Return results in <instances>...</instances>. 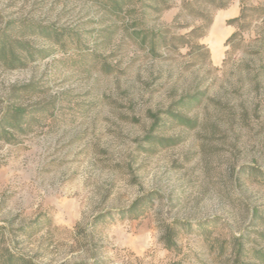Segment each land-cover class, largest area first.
<instances>
[{
    "label": "rangeland",
    "instance_id": "374dc122",
    "mask_svg": "<svg viewBox=\"0 0 264 264\" xmlns=\"http://www.w3.org/2000/svg\"><path fill=\"white\" fill-rule=\"evenodd\" d=\"M181 1L132 0L116 14L95 0H0V35L19 44L21 63L0 61V122L10 104L35 115L0 131V253L28 264H227L233 236L264 233V10H248L228 45L242 0L207 11L205 35L184 40L206 17ZM170 109L192 124L171 125ZM156 113L166 128L154 130ZM174 221L191 226L168 250Z\"/></svg>",
    "mask_w": 264,
    "mask_h": 264
},
{
    "label": "trees",
    "instance_id": "16d2710c",
    "mask_svg": "<svg viewBox=\"0 0 264 264\" xmlns=\"http://www.w3.org/2000/svg\"><path fill=\"white\" fill-rule=\"evenodd\" d=\"M94 1V0H93ZM95 1H103L101 2L105 6L109 5L108 7L114 12V13H119L123 11V7L125 4H128L129 1L132 0H95ZM149 1H154V2H164L165 0H149ZM233 0H182V8L184 11H186L188 14L193 15L194 17H200L201 19L203 17H206L207 11H211L215 9H224L229 6V4ZM147 0H136V3L140 5L141 9L145 8ZM241 13L238 16L233 17L230 19L228 22L230 24H236L237 30L233 32V34L226 40L228 45H231L234 41L233 39L240 34L241 30V24L240 22L245 20L246 18V12L250 9L255 10V11H260L264 10V5H261L259 7H253L249 8L245 5V1H241ZM205 24H198V26H195L190 32L186 33L185 35H181L180 39L182 38L184 40L187 38H192L195 36V34L199 33V36H203L206 33L207 28L211 25L212 23V17H206L205 18ZM22 27H27L30 29L34 26L33 24H25V26L19 25L16 22H12L10 25L7 26V29H12V30H18L20 31V28ZM22 30V29H21ZM8 31V30H7ZM5 31L0 35V61L2 64L6 65L7 67L9 66H14V65H19L20 57L16 54V48L19 45L15 40L12 39L11 35L8 34V32ZM140 36H142L143 41L147 39L149 36V33H146L145 29L139 31ZM151 38V43H152V50H154V46L156 45L155 41L156 39L154 36L150 37ZM185 42V41H184ZM191 48H195L197 50L199 49H204L206 50V53L208 52L207 47L203 44H199L195 42L194 44L191 45ZM21 64V63H20ZM198 95L194 96H189L188 100L186 97L178 102L176 110L183 109L185 106H188L190 102L193 100L196 101L198 100ZM174 109V110H175ZM173 109L166 110V113L169 114V119H172L169 121L171 125H186L190 126L193 121L190 119H187L186 117L182 116L181 114H177L172 111ZM34 111L24 109L21 106L10 104L9 107L5 110L4 112V117L2 121L0 122V131L1 135H11L10 129L13 128L14 130H23V125H27L28 123H32V121L35 119V115H32ZM152 118L154 119V130L156 128H166L165 124L162 122V119L159 117V114H153ZM157 129V130H159ZM0 138L3 139V135ZM150 138H153L154 140H151V143H156L159 145H164L162 143V140H157L154 136H151ZM167 143H173L172 138H168L167 140H164ZM166 145V144H165ZM255 169V168H254ZM253 169V170H254ZM148 200L147 197H141L136 199V201L133 203V206L131 210L133 211L137 206H143L147 204ZM135 213V212H134ZM134 213H129L128 215L131 216V218H134L136 216ZM125 214V213H123ZM134 214V216H133ZM255 217H258L257 214H255ZM103 219L102 215L99 216V218L96 221V224L99 223ZM98 222V223H97ZM33 224L40 225V222L35 221ZM49 224H51V220L49 221ZM191 226L188 222H181V221H174L169 223V225H166L165 231L163 232L162 236V242H164L166 249H175L177 247V240H178V232L181 229H184L186 227ZM200 230L203 232V230L207 229L209 226H207L206 223L201 224ZM5 227L0 226V236L2 235V232ZM41 230V227L39 226H34V231H32V234L38 233ZM256 235V238H249L246 234H241L238 237L233 236L230 244H229V250H230V262L227 264H251V263H245L242 262V259H258L260 261V264H264V247H259L260 243L258 239H263L264 240V233L256 231L254 232ZM259 247V248H258ZM226 246L224 245V242L221 243L219 246V250H221V253L227 251ZM0 264H28V259L23 257L22 255L17 254L16 252L12 251H6L0 253ZM258 264V263H256Z\"/></svg>",
    "mask_w": 264,
    "mask_h": 264
},
{
    "label": "crops",
    "instance_id": "0c3cea01",
    "mask_svg": "<svg viewBox=\"0 0 264 264\" xmlns=\"http://www.w3.org/2000/svg\"><path fill=\"white\" fill-rule=\"evenodd\" d=\"M234 12H231L230 14H233ZM223 16V14H220V16L217 17V23H218V20ZM220 17V18H219ZM231 31V30H230ZM230 31H227L226 32V35L230 32ZM219 48L220 47H216L215 51H214V58L217 59L219 57Z\"/></svg>",
    "mask_w": 264,
    "mask_h": 264
}]
</instances>
